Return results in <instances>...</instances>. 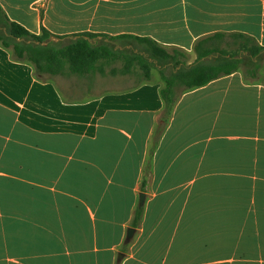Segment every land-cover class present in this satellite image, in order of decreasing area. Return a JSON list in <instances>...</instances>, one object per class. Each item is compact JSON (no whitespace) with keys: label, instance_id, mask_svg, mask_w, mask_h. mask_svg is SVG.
<instances>
[{"label":"crops","instance_id":"1","mask_svg":"<svg viewBox=\"0 0 264 264\" xmlns=\"http://www.w3.org/2000/svg\"><path fill=\"white\" fill-rule=\"evenodd\" d=\"M0 6L57 43L87 32L92 44L122 49L131 47L125 38L103 34H130L195 58L196 41L217 33L264 46V0ZM72 74L40 79L0 44V264H264L259 71L182 91L165 119L154 74L131 85L100 76L85 88L56 81Z\"/></svg>","mask_w":264,"mask_h":264},{"label":"trees","instance_id":"2","mask_svg":"<svg viewBox=\"0 0 264 264\" xmlns=\"http://www.w3.org/2000/svg\"><path fill=\"white\" fill-rule=\"evenodd\" d=\"M95 36L91 33L78 34L75 39L60 45L51 40L52 34L41 28L39 34L28 31L21 24L11 20L0 6V44L9 48L14 59L30 62L35 74L40 79H48L55 74L66 72L83 74L90 71L98 61L122 57L124 72H129L133 62L139 66L144 80L150 78V68L155 61L161 66L160 76L164 86L160 95L164 103L162 119L169 114L173 104L182 91L204 85L212 79L230 74L238 70L242 64L244 75L256 78L264 58V46L251 43V40L241 34H232L231 38L238 40L237 52H229L219 48L217 41L225 38L222 33L198 39L194 44L196 58L192 63H186L187 54L177 48L167 50L149 37H139L130 34L103 37L109 40L125 38L131 47L116 48L110 42L92 44L88 39ZM61 38L63 36H55ZM245 52V53H243ZM169 73L164 71L165 66ZM175 85L183 86L180 92ZM142 207L136 209L133 225L139 221Z\"/></svg>","mask_w":264,"mask_h":264},{"label":"rangeland","instance_id":"3","mask_svg":"<svg viewBox=\"0 0 264 264\" xmlns=\"http://www.w3.org/2000/svg\"><path fill=\"white\" fill-rule=\"evenodd\" d=\"M68 39H62L59 40V44L67 43ZM238 40L233 39L231 37L224 38L220 41H217V45L219 48L226 49L229 52H237V46H238ZM118 44L119 41H117ZM123 44V42H122ZM129 48V47H127ZM122 49H126L123 47ZM195 55H189L187 54L186 63H192L195 60ZM123 58L117 57L111 60H102L99 61L88 73L86 74H72L68 77H65L64 79L58 78L56 81L59 82L61 85V82L65 80L66 82H70L72 84H78L79 87L85 88L88 86L91 79L94 77H103L101 79V82L108 80L107 78H113L112 80H122L124 82L123 84L131 85L140 81H145L142 71L140 70L139 66L136 64V62H133L131 66V70L129 72H124L122 70L123 67ZM245 67L240 64L239 70H243ZM160 69L161 66L153 62V65L150 68V75L154 74L158 79L161 80L162 86H164V82L161 79L160 76ZM164 71L166 74L169 73V69L167 68V65L164 68ZM260 76L262 80H264V58L261 60V68L259 69ZM183 86L175 85V90L177 92H180L182 90Z\"/></svg>","mask_w":264,"mask_h":264},{"label":"water","instance_id":"4","mask_svg":"<svg viewBox=\"0 0 264 264\" xmlns=\"http://www.w3.org/2000/svg\"><path fill=\"white\" fill-rule=\"evenodd\" d=\"M143 200H144V194L140 193L139 194V206H142ZM133 231H134V228H131V227L128 228L127 236L130 237L132 235Z\"/></svg>","mask_w":264,"mask_h":264}]
</instances>
